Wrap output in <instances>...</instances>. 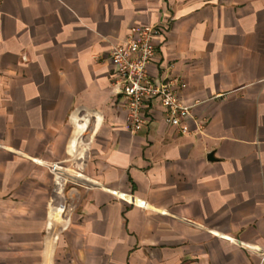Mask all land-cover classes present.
Returning a JSON list of instances; mask_svg holds the SVG:
<instances>
[{
  "label": "crops",
  "instance_id": "0c3cea01",
  "mask_svg": "<svg viewBox=\"0 0 264 264\" xmlns=\"http://www.w3.org/2000/svg\"><path fill=\"white\" fill-rule=\"evenodd\" d=\"M139 25L203 132L156 99L126 126L108 57ZM0 264H264V0H4Z\"/></svg>",
  "mask_w": 264,
  "mask_h": 264
},
{
  "label": "built area",
  "instance_id": "2783aa9c",
  "mask_svg": "<svg viewBox=\"0 0 264 264\" xmlns=\"http://www.w3.org/2000/svg\"><path fill=\"white\" fill-rule=\"evenodd\" d=\"M3 1L0 0V5ZM160 33L161 29L156 25L133 26L121 44L112 46L108 57L114 66L111 90L123 99L127 113L126 126L132 133L147 125L146 104L154 99L163 108L165 123L177 128L182 135H187L191 133L187 123L193 121L195 131L201 133L207 121L195 117L192 106L180 96V91L186 87L185 82L173 75L161 80L148 71L158 53L154 40ZM174 66V63H169L166 68L172 70Z\"/></svg>",
  "mask_w": 264,
  "mask_h": 264
},
{
  "label": "water",
  "instance_id": "95a60500",
  "mask_svg": "<svg viewBox=\"0 0 264 264\" xmlns=\"http://www.w3.org/2000/svg\"><path fill=\"white\" fill-rule=\"evenodd\" d=\"M208 159H210V160H212L213 159V154L212 153H210L209 155H208V157H207Z\"/></svg>",
  "mask_w": 264,
  "mask_h": 264
}]
</instances>
